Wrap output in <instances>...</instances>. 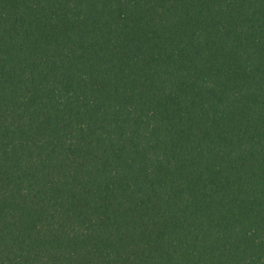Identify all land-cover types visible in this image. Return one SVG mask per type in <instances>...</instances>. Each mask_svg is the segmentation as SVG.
<instances>
[{
	"label": "trees",
	"instance_id": "obj_1",
	"mask_svg": "<svg viewBox=\"0 0 264 264\" xmlns=\"http://www.w3.org/2000/svg\"><path fill=\"white\" fill-rule=\"evenodd\" d=\"M0 264H264V0H0Z\"/></svg>",
	"mask_w": 264,
	"mask_h": 264
}]
</instances>
